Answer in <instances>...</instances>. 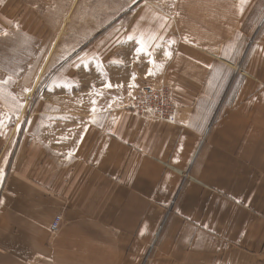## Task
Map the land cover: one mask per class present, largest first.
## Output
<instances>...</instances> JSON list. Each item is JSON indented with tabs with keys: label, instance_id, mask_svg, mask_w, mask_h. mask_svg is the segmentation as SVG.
Segmentation results:
<instances>
[{
	"label": "crops",
	"instance_id": "obj_1",
	"mask_svg": "<svg viewBox=\"0 0 264 264\" xmlns=\"http://www.w3.org/2000/svg\"><path fill=\"white\" fill-rule=\"evenodd\" d=\"M49 47L84 62L43 146L0 136V264H264V0H0V54ZM162 83L176 124L120 108Z\"/></svg>",
	"mask_w": 264,
	"mask_h": 264
},
{
	"label": "rangeland",
	"instance_id": "obj_2",
	"mask_svg": "<svg viewBox=\"0 0 264 264\" xmlns=\"http://www.w3.org/2000/svg\"><path fill=\"white\" fill-rule=\"evenodd\" d=\"M41 12L45 14L46 11ZM62 27L60 25V28ZM66 28L65 25L61 33H64ZM71 42L82 44L83 41ZM58 44V53L68 52L67 42ZM33 47H39V44L36 46L33 44ZM50 50L51 47L48 51H44L46 57L41 59L38 58L40 53L34 50L21 53L23 59L20 58L21 54L16 52L12 53L11 57L8 56L9 58L0 54V136L4 148H2L1 160L5 167L12 164L19 148L43 146V130L47 132L48 125L57 123L55 75L61 86V80L69 78L70 72L64 73L58 70L61 68L66 70L64 67L68 68L67 65L70 63L84 62V54L77 57L58 55L53 58L48 57ZM8 65L9 67L6 68L5 66ZM12 71L24 74H12ZM30 71L32 73H29ZM36 71L38 72L35 73ZM65 92V88H59V96H66Z\"/></svg>",
	"mask_w": 264,
	"mask_h": 264
},
{
	"label": "built area",
	"instance_id": "obj_3",
	"mask_svg": "<svg viewBox=\"0 0 264 264\" xmlns=\"http://www.w3.org/2000/svg\"><path fill=\"white\" fill-rule=\"evenodd\" d=\"M120 108L130 111L140 118L163 121L170 125L176 124L178 106L172 92L165 84L155 86L144 85L129 94L121 103ZM61 215L56 216L50 224L55 233L60 228Z\"/></svg>",
	"mask_w": 264,
	"mask_h": 264
},
{
	"label": "snow or ice",
	"instance_id": "obj_4",
	"mask_svg": "<svg viewBox=\"0 0 264 264\" xmlns=\"http://www.w3.org/2000/svg\"><path fill=\"white\" fill-rule=\"evenodd\" d=\"M5 35H6V33H5ZM130 39H131V37H130ZM164 55H165V58H170L171 53L169 51H165ZM150 63H154V62H150ZM148 74L152 75L151 71ZM105 87L111 88L112 85L111 84H107V85H105ZM93 104H95V101H93ZM92 111L95 112V109L93 108ZM0 203H3V201H0Z\"/></svg>",
	"mask_w": 264,
	"mask_h": 264
},
{
	"label": "bare ground",
	"instance_id": "obj_5",
	"mask_svg": "<svg viewBox=\"0 0 264 264\" xmlns=\"http://www.w3.org/2000/svg\"><path fill=\"white\" fill-rule=\"evenodd\" d=\"M178 111H179V108H178Z\"/></svg>",
	"mask_w": 264,
	"mask_h": 264
}]
</instances>
